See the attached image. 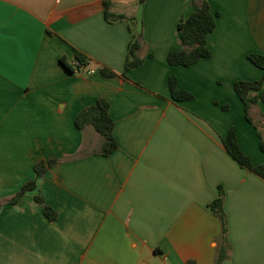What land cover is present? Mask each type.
<instances>
[{
    "label": "crops",
    "instance_id": "1",
    "mask_svg": "<svg viewBox=\"0 0 264 264\" xmlns=\"http://www.w3.org/2000/svg\"><path fill=\"white\" fill-rule=\"evenodd\" d=\"M203 1L218 13L211 56L169 66L179 22ZM104 2L124 18L107 22ZM133 42L143 63L124 75ZM76 51L89 66L72 74L60 60ZM252 54L264 56V0H0V202L35 180V164L66 159L0 207V264H216L223 248L221 264H264V179L223 145L234 128L264 166V105L249 110L254 126L234 91L262 78ZM170 77L193 99L174 101ZM99 99L117 142L108 157L93 127L74 124ZM220 191L227 243L210 208Z\"/></svg>",
    "mask_w": 264,
    "mask_h": 264
},
{
    "label": "trees",
    "instance_id": "2",
    "mask_svg": "<svg viewBox=\"0 0 264 264\" xmlns=\"http://www.w3.org/2000/svg\"><path fill=\"white\" fill-rule=\"evenodd\" d=\"M146 0H140L143 4ZM111 2H104V18L107 22H115L123 19L122 16H115L109 12ZM218 13H213L209 4L206 1L196 4L192 14L185 20H181L177 27L178 40L182 46L180 50L170 51L167 54V63L169 66L190 67L201 59H206L211 56V51L207 47V36L216 28V19ZM139 44L133 42L128 49V56L125 61L124 75L131 70L142 65L137 52ZM248 60L262 72L261 80L248 82L238 81L234 85V91L244 106L245 119L248 123L253 124L249 116V110L253 105H264V56L252 54L248 56ZM61 65L70 73L83 72L89 66L88 58L76 51L74 55V64L70 65L65 58H61ZM102 76L110 78L114 77L115 73L102 68L100 70ZM169 89L174 101H187L193 99L192 94L180 91L177 89V81L175 77L169 78ZM109 103L104 99H99L95 106L84 109L75 118V127L78 130H84L86 127H93L94 130L103 138L101 148L95 152V155L108 157L116 151L117 142L113 134V120L109 114ZM255 126V125H254ZM259 138V149L264 152V137L262 131L255 126ZM223 145L227 153L243 168H247L258 176L264 179V166H253L250 159L241 151L236 137V131L231 128L223 140ZM75 158V157H74ZM65 160L50 159L47 162L41 161L34 165L35 180L26 183L20 191L12 198L0 202V207L4 205H14L20 202L23 196L36 189L37 179L43 177L46 172L62 163ZM35 200L41 205L44 215L49 221L54 222L57 214L47 207L40 195L35 196ZM224 195L220 191L219 198L214 200L210 208L215 216L221 222L222 235L227 243L225 235L227 231L226 214L223 209ZM227 257L226 249H222L217 257L216 264H221Z\"/></svg>",
    "mask_w": 264,
    "mask_h": 264
},
{
    "label": "built area",
    "instance_id": "3",
    "mask_svg": "<svg viewBox=\"0 0 264 264\" xmlns=\"http://www.w3.org/2000/svg\"><path fill=\"white\" fill-rule=\"evenodd\" d=\"M89 73H91V72H89Z\"/></svg>",
    "mask_w": 264,
    "mask_h": 264
}]
</instances>
